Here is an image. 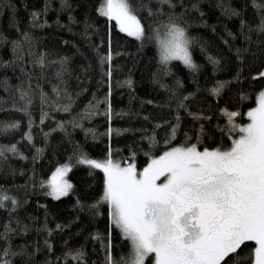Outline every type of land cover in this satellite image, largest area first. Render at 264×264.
I'll return each instance as SVG.
<instances>
[{"label":"trees","instance_id":"trees-1","mask_svg":"<svg viewBox=\"0 0 264 264\" xmlns=\"http://www.w3.org/2000/svg\"><path fill=\"white\" fill-rule=\"evenodd\" d=\"M102 2L68 0L71 7L65 8L63 0H0V145L14 144L18 149V154L7 152L6 158L0 159V188L17 201L14 210L9 201L0 209V232L6 226L17 229L9 233L11 248L19 252L23 247L32 254L17 255L12 264H106L109 232L114 261L127 258L130 243L118 229L110 228L107 205L92 207L103 193V173L78 165L76 157L83 152L103 160L111 148L114 160L132 162L135 152L134 162L142 171L151 158L166 148L183 144L185 132L192 138L188 143H197L201 151L205 147L226 149L233 137L219 130L228 125L225 111L239 112L235 123L246 125V113L257 106L259 93L264 91V77L254 79L264 70V32L244 26L256 29L264 15V7L258 10L253 0H173L174 8L159 0H128L145 28L143 40L127 36L119 31L115 21L100 16L98 8ZM256 3L264 6V0ZM231 10L240 15H232ZM33 12L40 13L35 27ZM45 21L49 26H38ZM169 22L182 25L193 38L190 51L194 69L180 61L167 66L159 62L151 37L154 29ZM26 34L32 38L31 45L24 39ZM109 39L113 60L111 65L105 62L101 66L100 58L109 51ZM238 49L247 51L238 57ZM41 55L45 59L43 67L35 62ZM65 58L62 67L57 62ZM109 67L113 109L110 124L101 114L81 121L82 128L73 127L69 121L79 119L90 103L105 99L109 92ZM58 72H62V77H57ZM128 79L132 80L131 87L125 83ZM22 83L25 88L31 86L30 115L17 111L24 103L17 91ZM54 87L62 93L66 89L71 96L70 112L54 111L41 104V93L47 94L50 101L69 103L63 94L56 95ZM185 96L189 99L184 100ZM180 103L187 110L179 108ZM105 108L104 103L99 104L101 113ZM42 112L48 113L43 123ZM189 113L208 119L194 120ZM177 115L180 120L176 139L166 145V134L177 123ZM13 122L19 127L6 128ZM59 123L65 124L64 130L59 129ZM157 124L162 126L157 128ZM201 125L204 134L197 141ZM109 126L122 130V134L106 135ZM89 128L95 130V136L85 133L84 129ZM153 132L155 142L150 143L144 137ZM29 133L30 142L26 139ZM37 149L42 151L38 153ZM65 164L72 166L67 179L73 189L68 196L53 200L40 185ZM25 226L27 231H19ZM46 229L51 230V235ZM97 234L100 239H96ZM253 246L254 242H246L244 247ZM4 247L0 241V249ZM81 250L84 259H72ZM153 263L152 257L145 262ZM238 264H250L248 256L241 253Z\"/></svg>","mask_w":264,"mask_h":264},{"label":"snow or ice","instance_id":"snow-or-ice-1","mask_svg":"<svg viewBox=\"0 0 264 264\" xmlns=\"http://www.w3.org/2000/svg\"><path fill=\"white\" fill-rule=\"evenodd\" d=\"M159 3L173 8L176 6L173 0H159ZM253 6L258 10L264 7L258 5L256 0H253ZM63 7H71L68 0H63ZM48 9L49 5L46 4L44 11L47 12ZM98 12L109 21H115L120 32L136 40L144 39L145 28L134 14L128 0H103ZM149 14L151 15V10ZM231 14L240 15L235 10H231ZM31 15L35 27L40 13L33 12ZM72 22L76 23L75 20ZM57 24H59L58 20ZM38 26L43 28L49 25L45 21ZM60 26L64 27V25ZM244 26L249 27V30L264 32V15L260 16V23L256 29H251L248 25ZM228 35L231 36L232 33L229 32ZM182 36L183 32L177 31L172 39L159 41L161 60L165 66L169 61L175 60L194 69L196 65L193 63L191 53L180 42L179 38ZM24 39L31 45L32 38L29 35L26 34ZM245 39L249 38L246 36ZM15 43L16 49L19 50L20 42ZM246 51L247 49H238V57ZM17 59L22 57L17 56ZM66 59L57 63L63 67ZM112 60L109 39V51L106 56L100 58L101 66L105 62L111 65ZM35 62L43 67L44 55ZM212 62L219 63L217 60ZM106 76L109 92L105 99L90 103L80 114L79 119L69 121L73 127L82 128L81 121L101 114L107 117L110 124L113 117L110 103L111 67L106 72ZM57 77H62V72H58ZM261 77H264V70H261L254 79ZM125 83L129 87L132 86L131 79ZM17 91L19 99L24 102L17 111L28 113V107L32 103L31 86L25 88L22 83ZM53 91L58 97L63 94L69 103H61L59 100L50 101L47 94L41 93V104L51 106L54 111L70 112L71 96L67 90L64 89L62 93L61 89L54 87ZM187 99L189 97L185 96L184 100ZM100 103L106 105L103 113L99 111ZM148 103L151 104L152 101ZM257 104V107L246 113L249 123L243 126L235 123L234 118L240 115L239 112L225 111L228 125L219 130L233 137L230 147L226 149L218 147L209 150L205 147L201 151L197 143H188L192 138L188 132H185L183 144L166 148L161 155L151 158L150 163L143 167L142 171L137 170L134 162L135 152L130 158L132 162L114 160L111 148L103 160L90 158L83 152L76 157L78 165H85L103 173V193L92 207L98 209L101 205H107L110 228L118 229L121 237L130 243L128 257L114 261L110 251L112 244L111 232H109L105 246L108 250L106 264H145L149 257L153 258L154 264H238L241 253L248 256L250 264H264V91L259 93ZM178 107L187 110L184 103H180ZM189 115L194 120L208 119L193 113ZM45 118H48V113L42 112L41 123ZM144 119L147 120L148 117ZM175 119L177 123L171 126L169 133L166 134L164 141L166 145L176 139L180 117L177 115ZM161 126L155 125L157 128ZM18 127L17 122L6 126L12 129ZM58 127L64 130L66 126L64 123H59ZM84 131L86 134L96 135L94 129L89 128ZM198 132L196 139L200 141L204 134L203 125ZM113 133L120 135L122 130L109 126L106 135L111 136ZM44 135L48 136L49 133ZM144 138L154 143L155 132ZM26 139L29 142L32 140L30 133ZM40 151L42 150L37 149L38 153ZM7 152L18 154V149L14 144L0 145V159L6 158ZM145 155L149 154L145 153ZM70 171H72L71 164L57 167L50 180L40 185L41 188L47 189L45 195L57 201L68 196L73 189V184L66 178ZM4 191L0 188V209H3L5 202L9 201L14 210L17 201L4 194ZM57 229L62 230V226L57 225ZM15 231L17 229L6 226L4 231L0 232V241L5 245L0 249V264H12V258L17 255H32L23 247L19 252L11 248L9 233ZM19 231H27V227L20 228ZM47 231L51 235V230ZM96 239H100L99 234ZM246 242H254L253 248H245ZM44 243L51 250L49 242L45 240ZM72 259L82 261L83 251H78Z\"/></svg>","mask_w":264,"mask_h":264},{"label":"clouds","instance_id":"clouds-1","mask_svg":"<svg viewBox=\"0 0 264 264\" xmlns=\"http://www.w3.org/2000/svg\"><path fill=\"white\" fill-rule=\"evenodd\" d=\"M177 31L183 32V36L179 38L180 42L182 43V46L185 47L189 53H191L190 50L193 45V38L188 34L187 30L182 25L175 23V22H169L159 27L158 29H154L153 31V35L151 39L157 50L159 62L162 65H163V62L161 60V50H160L159 41L172 39V36L175 35ZM174 61L175 60L169 61L167 65L171 64Z\"/></svg>","mask_w":264,"mask_h":264},{"label":"rangeland","instance_id":"rangeland-1","mask_svg":"<svg viewBox=\"0 0 264 264\" xmlns=\"http://www.w3.org/2000/svg\"><path fill=\"white\" fill-rule=\"evenodd\" d=\"M257 106H258V104H257ZM257 106H256V107H257ZM65 165H67V164H65ZM62 166H64V165H62ZM59 167H61V166H59ZM54 172H55V171H54ZM54 172H53V173H54ZM53 173H52V174H53ZM52 174H51V175H52ZM51 175L49 176V178L47 179V181L50 180ZM66 178H67V177H66ZM47 181H46V183H47ZM153 264H154V263H153Z\"/></svg>","mask_w":264,"mask_h":264}]
</instances>
